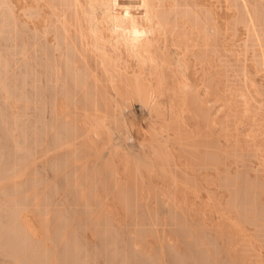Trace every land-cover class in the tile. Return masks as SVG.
Here are the masks:
<instances>
[{"label":"bare ground","instance_id":"1","mask_svg":"<svg viewBox=\"0 0 264 264\" xmlns=\"http://www.w3.org/2000/svg\"><path fill=\"white\" fill-rule=\"evenodd\" d=\"M261 113L264 0H0V264H246L247 253L264 264L262 148L234 142L241 169L210 177L230 130L264 137ZM157 186L183 240L162 226L149 252L106 223L117 212L106 202L158 217L146 196ZM95 217L106 225L98 237L90 221V242ZM132 222L159 235L160 223Z\"/></svg>","mask_w":264,"mask_h":264},{"label":"rangeland","instance_id":"2","mask_svg":"<svg viewBox=\"0 0 264 264\" xmlns=\"http://www.w3.org/2000/svg\"><path fill=\"white\" fill-rule=\"evenodd\" d=\"M178 98H180V97L178 96ZM234 99H235V98H234ZM179 101H180V99H179ZM235 101H236V99H235ZM136 106H137V105H136ZM261 115H262V113H261ZM261 115H260V117H263V119H264V116H263L264 114H263L262 116H261ZM187 116H189V115H187ZM190 116H191V115H190ZM190 116H189V118H190V119H189V118L186 117V115H185V119L188 118V119L185 120V121H187V122H186L187 124H188V122H189V124L186 125V127H183V129L187 128V129H185V132H187L188 130H190V131H188V132H190V134H189L190 136H196L197 134H199V132H196V131H198V129H197V124H196V122H195L194 119H193V121L195 122L196 125L193 124L194 122L191 121V120H192L191 117H193V116H191V117H190ZM188 120H189V121H188ZM263 123H264V122H263ZM190 125H191V126H194V127L192 128ZM262 125H263V124H262ZM262 125L260 124V126H259V125H255V126L260 127V128L264 131V126H262ZM183 126H185V125H183ZM250 126H252L253 128H255L254 125H250ZM250 126H247V128H252V127H250ZM195 127H196V129H195ZM190 128H191L192 130H191ZM195 130H196V131H195ZM191 131H192V132L194 131V132H196L197 134L194 133V132H193V133H194V134H193ZM199 131H200V130H199ZM204 131H205V134H203L204 132L200 131V132L203 134V135H202V134H200V135H201L202 137H204V138H207V139L210 138V139H212V137H213L214 135H216V132H215V134H214V131H212V132L207 131V132H206V129H205ZM216 131H217V130H216ZM232 131H233V129H232ZM232 131L230 130V131H229L230 134H227V135H229V137H228L229 139H228V140H229L230 142H226V143H225V144H226L225 146H223V145L220 146V147L226 148V151H224V149L221 148L224 152H226V155H227L226 162H225L224 164H223V163H219V164H217L215 170L210 171V173H211V172L215 173V176H214V174H212V173H211V175L209 174L210 177H212V175H213V181L216 182V180H217V184H218V182H219L218 180H219L220 176H221L222 174H224L222 171L226 172V170H227L228 168L231 169V168L233 167V171H232V172L234 173V170H236V167H238V166L235 167V165H234L235 163L233 164V162H234V157H235V155H236L235 152L238 153V152H239L238 150H239V148H241V147H242V149L244 150L243 152H246V154L248 153L247 151L249 150V148H250V149H254V148H253L254 145H255V146H254L255 148H256V145H258L257 147H261V148H262L261 150H263V153H262V154H259V155H260V156H259V157H260L259 159H260V160L263 159L262 161H263V174H264V137L261 139L262 141L260 140V142H262V143L259 142V139H256L255 141L258 142V144H256V142H255L254 140H252V141L254 142V143H253L250 139H247V141H243L244 139L242 140V137H241L240 135H237V138H236V135H235V138H236V139H235V138H234V133H233L235 130H234L233 132H232ZM188 132H187V134H188ZM229 132H228V133H229ZM231 132H232V135H231ZM217 133H219V131H217ZM195 134H196V135H195ZM213 134H214V135H213ZM212 135H213V136H212ZM216 136H218V134H217ZM230 136H231V138H230ZM232 137L235 139V141H234V139H233ZM214 138H215V139H214ZM216 138H217V137H213V141L216 140V143H217V139H216ZM226 138H227V137H226ZM240 138H241V140H240ZM210 139H209V141H210ZM218 139H219V138H218ZM231 139H232L233 141H232ZM238 139H239L241 142H239ZM220 140H221V136H220ZM220 140H218V141H220ZM237 140H238V141H237ZM211 141H212V140H211ZM213 141H212V142H213ZM223 141H224V140H223ZM223 141H221V143H222ZM248 141H249V143L252 142V144H249V143H248L247 146H246L245 142L247 143ZM234 142L241 143L240 145L238 144V145H239V148H238V145H236L237 143L235 144ZM227 143H228V144H227ZM229 143H230V144H229ZM232 143H234V145H232ZM259 143H260V144H259ZM244 144H245V145H244ZM253 144H254V145H253ZM227 145H229L230 147L227 146ZM231 145H232V147H231ZM248 145H251L252 148H251V147L247 148ZM260 145H261V146H260ZM233 146H234V147L237 146L236 148H238V150H237V151L235 150V152H233V150L236 149V148H234ZM245 146H246V147H245ZM218 147H219V146H218ZM228 148L231 149V151L228 150ZM217 149H218V148H217ZM219 149H220V148H219ZM245 149H247V150H245ZM219 151H220V150H219ZM228 151H229V152H228ZM227 152H228V153H227ZM230 152L233 153L234 157H233V155L231 156ZM260 152H262V151H260ZM244 155H245V153H244ZM261 155H262V156H261ZM240 157H242V156H240ZM247 157H248V156H245V159H246ZM238 158H239V157H236V159H235V160H236V165H237L238 160H239ZM261 158H262V159H261ZM237 159H238V160H237ZM243 159H244V158H243ZM243 159H242V160H243ZM247 159H248V158H247ZM247 159H246V161H247ZM250 160H252V159H250ZM248 161H249V159H248ZM228 162H230V163H228ZM249 162H250V161H249ZM253 162H256V161L253 160V161H251L250 163L253 164ZM231 163L233 164V166H232ZM240 163H241V160H240ZM247 163H248V162H246V168H247V169H246V168H245V169H246V171H249L250 174H251V173L253 172V171H252V172L250 171V170H251V169H250V168H251L250 166H251L252 164L248 163V164H250V165L248 166V167H249V168H248V167H247ZM256 163H258V162H256ZM226 164H227V165H226ZM229 164H231L232 167H231ZM242 164H244V163H242ZM242 164H241L240 166H242ZM238 165H239V164H238ZM253 165H254V164H253ZM255 165H256V164H255ZM255 165H254V166H255ZM225 166H227V167L230 166V167H228V168L226 167V168H227V169H226V168H224ZM234 167H235V169H234ZM244 167H245V165L243 166V168H244ZM238 168H240V167H238ZM225 169H226V170H225ZM229 169H228V170H229ZM240 169H241V168H240ZM231 170H232V169H231ZM238 170H239V169H238ZM238 170H237V171H238ZM243 170H244V169H243ZM252 174H254V172H253ZM252 174H251V175H252ZM45 175H46V174H45ZM51 175H52V174H50V176H51ZM217 175H218V176H217ZM214 177H215V178H214ZM215 182H214V183H215ZM215 184H216V183H215ZM163 187H164V186H163ZM163 187H162V189H163ZM167 187H168L170 190H172L171 186L169 187V185H168V186L166 185V189H167L168 192H170V191L168 190ZM145 188H146V187L143 188V189L145 190V191H142L143 193L147 191V189H145ZM153 188H154V187H153ZM153 188H151L152 191H153V190H156V189L158 188V186H157L156 188H154V189H153ZM160 189H161V186H159V189H157L156 192L153 191V193H152L151 190H150L151 194H153L152 197H151V194H150V192H149V189H148L149 195L146 194V193H148V192L145 193L146 196H150V198L152 199V200H150V201H153V202H152V205H151V208H152V207L154 208L153 210H155V209H156V206L158 205V203H157V199H156V197H157L156 195H158L157 193L159 192ZM162 189H161V190H162ZM166 189L164 188L163 190L165 191ZM161 190H160V191H161ZM163 190H162L163 193H166V192H167V191L164 192ZM173 190H174V189H173ZM177 191H178V190H177ZM219 191H220V190H217V194H218ZM154 192H155V193H154ZM168 192H167L166 195H169V196H170V193L168 194ZM172 192H173V191H172ZM215 192H216V191H215ZM220 193H221V192H219V195H220V196L225 195V194H226L225 196H226L227 198H229V196H230V195H228L229 192H227V193L222 192L221 194H220ZM223 193H224V194H223ZM145 194H144V195H145ZM154 194H155V195H154ZM66 195H67V194H66ZM66 195H65V196H66ZM177 195H178V193H177ZM219 195H216V197L218 196V198H219V199L217 198L216 201H218V200H219V201L222 200V199H220V196H219ZM146 196H144V197H146ZM153 196H154V197L156 196L155 199H154ZM203 196L205 197L206 194L203 195ZM112 197H114V195H113ZM112 197L109 196V198H111V199H109V198L107 197V199H108L107 202H106L107 205H106L105 203H104V204L107 206V208H108L110 205H112V206H110V208H111L110 210H113V209H114V210H113L114 212L117 211V212H119V213H118V214H117V212H116V214H115V213H111V215L115 214V215H113L115 219L113 218L112 221H108V222L105 221V222L108 223V224H109V222H110V223H111V222H112V223L115 222V224H114V223H113V224H114L115 226H117V230H116V231H118V230L121 229V230L118 232V233L120 234V236H121V233H122L123 236L127 237V240H126V238H124V240H125L126 243H127V241L129 242V241L132 240L133 238H136V239H134V240H137L136 242H137V245H138V246H141V243L144 241V243H142V245H144L143 247L146 246L145 248H148V249H146V250H148L149 252H151L150 250H153V249H151V248H152V247H155V246L158 247L157 245L160 246V244L164 241V238H166V237H167L168 241H172V242H174V243H176V244H178V242H182L183 238H182V237L180 236V234L178 233L177 226H176V229H174L175 225H172V222H171L172 220H171V221H170V220H167L169 217H167L166 214H163V213L160 211V206H157V210H156V211L159 210V211H158V212H159L158 215H160V216H158V217H159V218L161 217L160 219H162V220L158 219L157 215H156V216H155V215H152L153 217H152V216H151V217H152L153 219L151 220V222H149L148 219L150 220L151 217H149V218L147 219L146 216H145L146 218H145L144 216H140V213H139V214H138V213H137V214L135 213V214H133L134 216L132 215V213H131V214L129 213V215H128V213H126L127 211L124 212L123 207L120 205L121 202L119 203V200L117 199V197H116V198H115V197L112 198ZM180 197H182V196L180 195ZM180 199H181V198H180ZM112 200H113V201H112ZM189 200H190V199H189ZM225 200H226V199H225ZM110 201H111L112 203H114V204H111ZM114 201H115V202H114ZM219 201H218V202H219ZM222 201H223V200H222ZM62 202H63V197L59 195V196L57 197V200H56L55 203L58 204V207H59L60 209H61L62 207H64V205H62ZM108 202H110V203H108ZM149 203H150V202H149ZM156 203H157V204H156ZM121 204H122V203H121ZM153 204H154V205H153ZM68 205H70V202H68ZM108 205H109V206H108ZM115 205H116V209H115V207H114ZM122 205H123V204H122ZM158 207H159V208H158ZM107 208H106V209H107ZM107 210H108V209H107ZM121 210H122V211H121ZM113 211H112V212H113ZM160 212H161L162 214H161ZM33 213H34V212H33ZM33 213H32V216H33ZM36 215H37V214L34 213V216H36ZM141 215H142V214H141ZM162 215H163V216H162ZM120 216H121V217H120ZM129 216H130V218H129ZM132 216H133L134 218H133ZM135 216H137V218H136ZM139 216H140V217H139ZM36 217H37V216H36ZM36 217H35V218H36ZM51 217H52V215H51ZM74 217H76L75 219L78 218L77 216H74ZM156 217H157V219H156ZM126 218H127V219L129 218V219L127 220ZM132 218H133V219H132ZM138 218H140V219H138ZM141 218H142V220H141ZM163 218H164V219H163ZM94 219L98 220V217L92 218V219H90L89 221L87 220L88 223H89L87 226H89V227L86 226L87 228L84 227V228H86V229L83 230V232H84V234H85L86 236L89 235L87 239H88V241H90V242H92V241H93V242H96V239H97V241H99L100 238L98 239V237H100V228H101V227L104 228L103 225H104V226L106 225V223L103 222V220H105V218H104V217H100L101 220L99 219L98 221H99V222L102 221V222H101V225H99V222H97V221H96V222H97L98 224L95 223V222H94V223L91 222V224L93 223L94 226H96V225H97V226H100V227H98L99 230H98V228H95V227H93L92 225H91V226H92V228H91V226H90V221H92V220H94ZM116 219H117V220H116ZM118 219H119V220H118ZM134 219H135V220H134ZM137 219H138V220H137ZM146 219H147V220H146ZM154 219H156V220L154 221ZM169 219H170V218H169ZM38 220H39V219L36 218V222H37V223H36L35 225L37 226L38 232L40 231V232H39L40 236L43 237L44 234L46 235V229H45L44 227L42 228V223H40V220H39V221H38ZM77 220H78V219H77ZM123 220H124V221H123ZM143 220H146L147 222L145 223V221L143 222ZM94 221H95V220H94ZM126 221H127V222H126ZM130 221H131V222H130ZM132 221H137L138 223H140V222L142 221L141 224H139V225H138V223H137V226H138V227H141V228L149 226V223L152 224V221H153V223H154V226H155V222L160 223V224H158V225L156 224L157 226H155V227L158 228V231H156V233L158 232L159 235H158V233H157L158 236H156L155 233H154L155 231L153 230V232L151 233V235H148V233H147V235H145V233H144L143 236H144V237L149 236L148 238H144V237L139 236V235H138L139 232H138V231L136 232V231L134 230V229L136 228V224H135V226H134V222H132ZM139 221H140V222H139ZM165 221H167L168 223L165 222ZM73 222H76V220H73ZM123 222H124V224H122ZM148 222H149V223H148ZM161 222H162V224H161ZM164 222H165V224H163ZM170 222H171V223H170ZM39 223L41 224V226H39ZM102 223H103V224H102ZM129 223H130V225H129ZM135 223H136V222H135ZM142 223H145L146 226H145V225H142ZM71 224H72V223H71ZM74 224H75V223H74ZM74 224H73V225H74ZM132 224H133V225H132ZM118 225H119V226H118ZM123 225H125V227H124ZM140 225H141V226H140ZM165 225H166V226H165ZM170 225H171V226H170ZM38 226H39V227H38ZM97 226H96V227H97ZM121 226H122V227H121ZM127 226H128V227H127ZM129 226H130V227H129ZM131 226H132V227H131ZM159 226H160V227H159ZM162 226H163L164 228H163ZM169 226H170V227H169ZM71 227H72V228H71V230H72L74 226H71ZM123 227H124V228H123ZM126 227H127V229H126ZM133 227H135V228H133ZM138 227H137V228H138ZM152 227H153V224H152ZM155 227H153V229H154ZM167 227H169V228H167ZM172 227H173V228H172ZM40 228H41L42 231L40 230ZM89 228H90V229H89ZM94 228H95L97 231H96ZM118 228H119V229H118ZM131 228H132V230H131ZM147 228H149V227H147ZM157 228H155V229L157 230ZM162 228H163L164 230H163ZM166 228H167L168 230H167ZM123 229H125V230H127V231H125V230H123ZM160 229L163 230L162 232H164V235H165L166 237L163 235V233H161V230H160ZM165 229H166V230H165ZM171 229H173V230H171ZM69 230H70V228H69ZM85 230H87V233L85 232ZM136 230H138V229H136ZM95 231L97 232V233H96V236L98 235V232H99L98 237L95 236ZM123 231H125L126 235H125V233H123ZM130 231H132V233H135V232H136L137 235H136V233H135V236L141 237V240H140V238H137V237H135L134 235H130V233H131ZM133 231H135V232H133ZM139 231H140V229H139ZM176 231H177V232H176ZM247 231H248V230H247ZM251 231H253V230H252V229H249V231L247 232V234H248L249 236L251 235L250 237H253V236H254V231H253V232H251ZM120 232H121V233H120ZM127 232H130V233H127ZM148 232H151V231H148ZM165 232H166V233H165ZM169 232H170V235H169ZM174 232H175V233H174ZM42 233H43V235H42ZM176 233H177V235H176ZM252 233H253V236H252ZM160 235H162V236H160ZM171 235H172V236H171ZM123 236H121V238H123ZM150 236H153L154 238H153V237H150ZM170 236H171V237H170ZM129 237H130V238H129ZM157 237H158V240H157ZM163 237H164V238H163ZM44 238H45V237H44ZM152 238H153V239H152ZM161 238H162V239H161ZM170 238H171L172 240H170ZM174 238H176V239L178 238V240H176V239H174ZM180 238H182V239H180ZM145 239H146L147 242H145ZM159 239H160V240H159ZM167 239H166V242H167ZM253 239H255V236L253 237ZM124 240H123V241H124ZM150 240H151V241H150ZM152 240L157 241V243H156L155 241H152ZM161 240H162V241H161ZM138 241H140V242H138ZM150 242H151V243H150ZM160 242H161V243H160ZM129 243H130V242H129ZM138 243H139V244H138ZM146 243H147V244H146ZM153 243H154V244H153ZM164 243H165V242H164ZM127 244H128V243H127ZM149 244H150V245L152 244V245H151L152 247H151ZM156 244H157V245H156ZM161 245L163 246L164 244H161ZM147 246H148V247H147ZM141 247H142V246H141ZM145 248H144V249H145ZM149 248H150V249H149ZM155 251H156V248H155ZM153 252H154V251H153ZM263 252H264V249H263ZM251 253H252V252H251ZM248 254H249V253H247V255H248ZM253 254H254V253H253ZM253 254H252V255H253ZM244 255H245V254H244ZM247 255H245V260H246L245 263H246V264H247V263H248V264H252V263L256 262V261H254V258H256L255 255H254V258L251 257V254H250V257H249V255H248V256H247ZM243 257H244V256H243ZM246 257H247V259H246ZM250 258H252L254 262H253ZM164 259H165V258H164ZM256 259H257V258H256ZM256 259H255V260H256ZM166 260H168V256H167V258L165 259L164 263L166 262ZM243 260H244V258H243ZM249 260H250V261H249ZM168 261H169L170 263H169V262H166V264H172V262H171L170 260H168ZM251 261H252V262H251ZM118 262H119V261H118ZM118 262H117V264H120V262H119V263H118ZM249 262H251V263H249ZM254 264H255V263H254Z\"/></svg>","mask_w":264,"mask_h":264}]
</instances>
